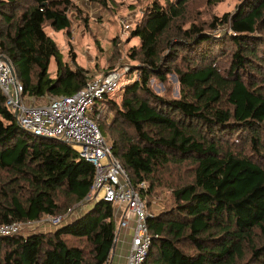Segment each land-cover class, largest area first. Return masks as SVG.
I'll list each match as a JSON object with an SVG mask.
<instances>
[{
	"label": "trees",
	"instance_id": "trees-1",
	"mask_svg": "<svg viewBox=\"0 0 264 264\" xmlns=\"http://www.w3.org/2000/svg\"><path fill=\"white\" fill-rule=\"evenodd\" d=\"M220 1L204 0L199 16L191 0H149L124 37L137 43L127 47L122 75L137 77L117 101L105 94L92 117L145 203L150 240L141 264H264V0L209 11ZM71 12L86 30L90 19L74 0H0V56L23 96L70 95L98 69L95 60L80 65L70 46L63 58L45 32L47 22L69 38ZM115 38L101 73L118 70ZM93 172L68 143L21 129L0 92V224L63 216L51 231L0 236V264L107 261L111 202L91 198L63 220L89 202Z\"/></svg>",
	"mask_w": 264,
	"mask_h": 264
},
{
	"label": "built area",
	"instance_id": "built-area-1",
	"mask_svg": "<svg viewBox=\"0 0 264 264\" xmlns=\"http://www.w3.org/2000/svg\"><path fill=\"white\" fill-rule=\"evenodd\" d=\"M127 70L128 67L124 66L120 70L98 73L89 77L81 88L70 95H56L43 103H30L23 101L22 86L0 56V92L7 109L21 129L34 136L68 143L93 166V178L85 199H103L123 207L117 216V222L118 228H129V244L124 264H141L150 240L145 203L130 183L118 159L110 153L108 143L92 118H97L102 113L105 108L104 95L116 88ZM43 216L52 225L60 222L63 217ZM33 223L35 222L1 223L0 236L21 234L25 227Z\"/></svg>",
	"mask_w": 264,
	"mask_h": 264
},
{
	"label": "rangeland",
	"instance_id": "rangeland-1",
	"mask_svg": "<svg viewBox=\"0 0 264 264\" xmlns=\"http://www.w3.org/2000/svg\"><path fill=\"white\" fill-rule=\"evenodd\" d=\"M74 1H76V3L81 7V10L86 13V15H88L90 21L88 22L89 24L86 30L84 28V31L80 23L76 21L74 12L69 13L71 28H73L74 30V33H70L69 38L61 30H52L49 24L46 22V24L44 25V29L54 39L59 48L62 51L66 50L64 51L65 53L67 52L68 48L71 47L76 53L78 62H80L81 64L83 62L86 63L89 69H91V63L95 60L98 69L95 68L96 70L92 74L93 76L97 73H101L103 71V68L106 66L107 59L110 57L113 50V43L111 42V38L116 37L114 43L117 44L119 53L117 55V58H114V63L116 64L115 67L118 68V70L120 68L122 69V67L124 66L128 67V65L130 64V60L126 56V50L127 47H129L132 43H137V39L130 38L125 43L124 37H126L129 30V28L125 27V25L129 24L128 27H132L135 20L139 17L142 8L149 3V0H113L114 3L109 2L106 8L99 7V5L95 2H89L88 0ZM159 1L163 2L164 0ZM236 3L237 0H222L212 5L209 11L212 10L213 12L218 14L223 11H231L235 7ZM195 4L199 7L196 8L199 11V16H202V12H206V5L204 3V0H191L189 6L192 7ZM68 39H71L70 47L68 45ZM94 39L96 40L94 41ZM93 56L94 58L92 59ZM86 60H88V62L90 63H87ZM54 67L55 66L53 60H50L48 64V74L50 77H54ZM135 75L137 77V74L135 72H130L127 75H122L117 83L116 88L113 91L109 92V95H112V97H114L117 101L121 94L123 84L135 79ZM167 82L171 86V94L176 95L177 87L175 77L173 75H169L167 78ZM150 84L156 92L162 93L164 91V87L161 83L155 80H151ZM48 98L49 97L44 98V101L42 102H46ZM23 101L27 102L25 96L23 97ZM105 117V121L108 122L110 120L111 114L107 112L105 113ZM164 179L165 181H168L170 179L169 175H165ZM155 199H152L151 202H154ZM92 201L93 200H91L90 198L89 203H91ZM77 210L78 206L74 207L65 217V219L63 218V220H71L74 212H76ZM82 212L83 211H81L79 214H81ZM45 219L46 218L43 216V218L39 221V225L48 229H53L54 226L50 225ZM119 235H121V233Z\"/></svg>",
	"mask_w": 264,
	"mask_h": 264
},
{
	"label": "crops",
	"instance_id": "crops-1",
	"mask_svg": "<svg viewBox=\"0 0 264 264\" xmlns=\"http://www.w3.org/2000/svg\"><path fill=\"white\" fill-rule=\"evenodd\" d=\"M75 3H76V1H75ZM69 31H70V33L71 32L74 33L73 28H71V24H70V30ZM45 32L48 34V32L46 30H45ZM70 40L71 39H68V43H69L68 45L69 46L71 44ZM58 48H59V46H58ZM59 50H61V49L59 48ZM64 51H66V50L60 51L63 58L66 56V52L64 53ZM75 57H76V53H75ZM92 59H93V57H92ZM50 60H53V59L51 58ZM76 61L78 62L77 57H76ZM86 62L90 63V62H88V60H86ZM53 63H54V60H53ZM78 63L80 65H82L83 67H86V68L88 67L86 65V63H84V62L82 64L80 62H78ZM48 64H49V62H48ZM91 65H93V63H91ZM54 66H55V63H54ZM54 71H55V67H54ZM44 98H47V97H26L27 102H36V103H43L42 101H44ZM90 204L91 203H89V202L80 203V205L78 206V210L76 212H74L72 219L76 216V214L80 213L81 211H85L87 209V207L90 206ZM112 206H113L114 219H115V235H114V239H113L114 245H113V250L110 249L108 260L106 262H107V264H124L125 255L127 253L128 244H129V228L128 229L120 228V227L118 228V222H116V218H117L120 210L123 209V207L121 205H118V204H112ZM50 225H52V224H50ZM24 229L25 230H23L21 235H25L26 233H30V232H46V231L52 230V229H48L46 227L39 225V222L33 223V224L25 227ZM120 233H121V235H119Z\"/></svg>",
	"mask_w": 264,
	"mask_h": 264
},
{
	"label": "water",
	"instance_id": "water-1",
	"mask_svg": "<svg viewBox=\"0 0 264 264\" xmlns=\"http://www.w3.org/2000/svg\"><path fill=\"white\" fill-rule=\"evenodd\" d=\"M1 58L4 60V62L9 66L10 70H11V73L13 74V70H12V67L10 65V63L7 61L6 58H4L3 56H1ZM113 245H114V240H113V243H112V246H111V249L113 250Z\"/></svg>",
	"mask_w": 264,
	"mask_h": 264
}]
</instances>
